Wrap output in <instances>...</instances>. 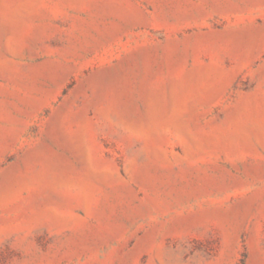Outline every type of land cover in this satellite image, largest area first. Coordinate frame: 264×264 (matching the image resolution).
Returning a JSON list of instances; mask_svg holds the SVG:
<instances>
[{"label":"rangeland","instance_id":"374dc122","mask_svg":"<svg viewBox=\"0 0 264 264\" xmlns=\"http://www.w3.org/2000/svg\"><path fill=\"white\" fill-rule=\"evenodd\" d=\"M0 264H264V0H0Z\"/></svg>","mask_w":264,"mask_h":264},{"label":"water","instance_id":"95a60500","mask_svg":"<svg viewBox=\"0 0 264 264\" xmlns=\"http://www.w3.org/2000/svg\"><path fill=\"white\" fill-rule=\"evenodd\" d=\"M119 66H117V67H114V68H112V69H109L110 71L111 70H115V69H117ZM12 168H14V169H16V167L15 166H11V167H9L8 169H12ZM8 169H6V170H8Z\"/></svg>","mask_w":264,"mask_h":264}]
</instances>
